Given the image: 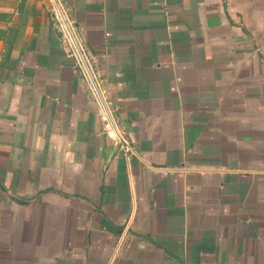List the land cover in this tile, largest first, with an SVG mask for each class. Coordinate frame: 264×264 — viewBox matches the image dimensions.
Instances as JSON below:
<instances>
[{
    "label": "crops",
    "instance_id": "obj_1",
    "mask_svg": "<svg viewBox=\"0 0 264 264\" xmlns=\"http://www.w3.org/2000/svg\"><path fill=\"white\" fill-rule=\"evenodd\" d=\"M0 264H264V0H0Z\"/></svg>",
    "mask_w": 264,
    "mask_h": 264
},
{
    "label": "built area",
    "instance_id": "obj_2",
    "mask_svg": "<svg viewBox=\"0 0 264 264\" xmlns=\"http://www.w3.org/2000/svg\"><path fill=\"white\" fill-rule=\"evenodd\" d=\"M83 64L87 67L86 63H85V59L82 56V54L80 55ZM101 116H102V120L105 126V130H106V134L109 138L121 143L123 149L125 150V152L127 154L130 153V151L132 150L131 146L127 143V141L121 136L115 122L113 119V116L111 114V111L108 109L107 105L105 104V102L103 101L102 103V110H101Z\"/></svg>",
    "mask_w": 264,
    "mask_h": 264
}]
</instances>
